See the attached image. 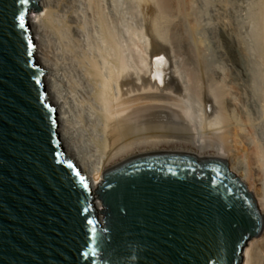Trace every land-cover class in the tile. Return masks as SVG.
Listing matches in <instances>:
<instances>
[{
	"label": "bare ground",
	"instance_id": "obj_1",
	"mask_svg": "<svg viewBox=\"0 0 264 264\" xmlns=\"http://www.w3.org/2000/svg\"><path fill=\"white\" fill-rule=\"evenodd\" d=\"M34 1L41 7L27 12L34 62L43 69L63 156L90 192L103 173L134 157L182 153L223 162L250 190L264 218V70L252 60L237 22L223 19L218 26L225 76H207L183 71L175 60L167 18L172 0H132L140 14L138 21L130 14L132 22L140 23L124 19L118 28L107 22L108 0ZM256 1L253 27L247 28L264 67V0ZM101 205L94 197L99 224ZM240 258L238 264H264V235L248 239Z\"/></svg>",
	"mask_w": 264,
	"mask_h": 264
},
{
	"label": "water",
	"instance_id": "obj_2",
	"mask_svg": "<svg viewBox=\"0 0 264 264\" xmlns=\"http://www.w3.org/2000/svg\"><path fill=\"white\" fill-rule=\"evenodd\" d=\"M29 7L41 9L0 0V264H238L262 217L219 160L147 153L107 170L90 192L59 146Z\"/></svg>",
	"mask_w": 264,
	"mask_h": 264
},
{
	"label": "rangeland",
	"instance_id": "obj_3",
	"mask_svg": "<svg viewBox=\"0 0 264 264\" xmlns=\"http://www.w3.org/2000/svg\"><path fill=\"white\" fill-rule=\"evenodd\" d=\"M186 1L185 0H172L173 3H172L171 7L173 9L170 10V13L167 16V18L170 20V28H171L170 32H172L171 36H173V38H174L173 39V49L175 51L174 52L175 53V60H176L177 64L180 66V68L184 69V70L182 69L183 71L189 70L190 72H196V74H197V72L200 73V71H203L206 73L207 76H210L212 74V71L213 72L218 71V72H220V74L225 76V69H223V68L226 67V66H224L226 63L224 61L222 62L221 61L222 59L219 56V55H221V51L224 50V47L222 46L223 44L221 42L222 40H221V36H220L219 27H218L220 25V23L222 22L221 20H223V19H224L223 21L230 20L228 22H231L232 24L233 23L235 24L237 22L236 25L240 28V31H242L241 36L244 37L243 39H245L247 37L245 39V41L249 45V47H250L249 49L250 50L252 49L250 51L252 60L254 58L253 61L258 65L259 70H261V71L264 70L263 65H261V63H263V58L261 55V48H259L260 45H259L257 39H255V38L254 39L256 40V43H254L255 40L253 38H251L253 34L249 33V32H252L250 30V29H252L251 27H253L252 26L253 25V21H252L253 16L251 14L254 13V10H255L254 6H256V2H257L256 0H251V2H250V0H249V2H246L248 0H189L187 2H188V4L191 3L190 7H188L189 5L187 3H186L187 5L185 6ZM252 1L254 2L255 5L253 4ZM132 4H133L132 0H108L106 5H105L106 6L105 11L107 14L105 16H107V18H106L108 20L107 22L109 24L111 23L110 24L111 26L113 25L116 28H118L117 26L123 24V23H121V20L123 21L125 19L126 22L125 21L124 22L128 23V21L130 19L131 20L130 22H132V16L133 15H134L133 20L138 21V19H140V14H139V12H137V10L134 8V5H132ZM224 4H225L224 7L227 8V13L222 10V6ZM251 4H253V5H251ZM248 11H250V12L248 13ZM134 13L138 14L139 16L135 15ZM248 16H249V18H247ZM137 17H138V19H137ZM127 18H128V20H127ZM245 18H247L248 20H246ZM249 19L251 21H249ZM245 20L248 23H246ZM135 21H134V23L132 22L130 24L131 25L134 24L135 26L136 25L138 26L140 23V20H139V23L138 22L135 23ZM249 22H250V25H249ZM196 24H197V26L195 27ZM244 24H246V26ZM171 25L174 27V29L172 28ZM113 26H112V28H115ZM193 26H194V28H193ZM241 26L243 29L241 28ZM247 27H249L250 29ZM218 31H219V33H218ZM249 34H251V36ZM95 35H97V34H95ZM196 38L198 39L197 42H196V40H194ZM247 39H248V41H247ZM249 39H251V40L249 41ZM252 44H253V46H252ZM255 44H256V46H255ZM253 47H254V49H253ZM195 52H196V54L197 53H199V54L196 55ZM257 55L260 58H257L256 57ZM256 58L258 61H255ZM196 62L198 65L196 64ZM259 62H261V63H259ZM195 65H197V66H195ZM218 65H219V67H218ZM221 66H222V68H221ZM203 67H205V69ZM216 67H218L220 69L218 70V68L216 69ZM194 68L199 69V71L197 69L195 70ZM221 70H222V72L223 71L224 72L221 73ZM245 187H246V185H245ZM101 210H102V206H100V211ZM101 214H102V212H101ZM102 216H103V214H102ZM263 219L264 218H262V220ZM263 235H264V220L262 221L261 228H260L259 232L256 235H254L253 237L261 238Z\"/></svg>",
	"mask_w": 264,
	"mask_h": 264
},
{
	"label": "snow or ice",
	"instance_id": "obj_4",
	"mask_svg": "<svg viewBox=\"0 0 264 264\" xmlns=\"http://www.w3.org/2000/svg\"><path fill=\"white\" fill-rule=\"evenodd\" d=\"M18 19H19L20 21H23V17H22V16L18 17ZM21 27H23V24H22V23H21Z\"/></svg>",
	"mask_w": 264,
	"mask_h": 264
}]
</instances>
